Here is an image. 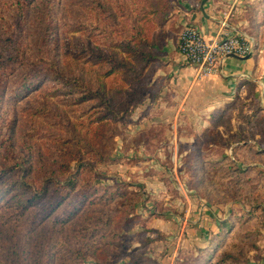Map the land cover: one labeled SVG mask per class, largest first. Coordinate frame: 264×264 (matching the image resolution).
I'll use <instances>...</instances> for the list:
<instances>
[{
    "label": "rangeland",
    "instance_id": "374dc122",
    "mask_svg": "<svg viewBox=\"0 0 264 264\" xmlns=\"http://www.w3.org/2000/svg\"><path fill=\"white\" fill-rule=\"evenodd\" d=\"M151 5L0 0V55L7 45L17 55L0 66V264H215L225 253L237 257L226 264H264V124L240 125L254 105L264 108V88L255 97L247 89L219 123L172 127L159 121L171 113L162 100L136 99L133 75H104L113 63L98 56L121 60L108 41L123 42L133 23L162 49L174 47L176 19L163 28L155 15L141 19ZM245 10L260 24L249 23L243 37L264 58V0ZM239 134L259 153L248 146L234 157ZM198 146L236 158L241 174L218 175L219 164L198 173L191 168ZM209 178L222 184L209 188ZM16 180L26 186L12 190ZM70 180L74 193L53 211L54 195ZM78 195L84 204L66 220ZM228 220L221 245L211 246L217 252L204 258Z\"/></svg>",
    "mask_w": 264,
    "mask_h": 264
},
{
    "label": "crops",
    "instance_id": "0c3cea01",
    "mask_svg": "<svg viewBox=\"0 0 264 264\" xmlns=\"http://www.w3.org/2000/svg\"><path fill=\"white\" fill-rule=\"evenodd\" d=\"M255 1L175 0L170 21L176 19L180 30L185 26H194L207 38H219L226 34L245 36L250 23L245 19V8ZM180 32L174 47H165L152 65L150 85L155 86L156 94L154 97L147 95L148 99L162 100L158 105L162 104L164 111H171L164 112L159 121L172 127L196 121V125L206 127L212 124L211 115L242 97L251 82L258 85L257 94L263 90L264 58L261 55L255 53L249 58L230 56L223 60L216 73L204 74L188 64L179 52ZM145 99L148 100L147 97ZM205 215L214 217L212 213Z\"/></svg>",
    "mask_w": 264,
    "mask_h": 264
},
{
    "label": "trees",
    "instance_id": "16d2710c",
    "mask_svg": "<svg viewBox=\"0 0 264 264\" xmlns=\"http://www.w3.org/2000/svg\"><path fill=\"white\" fill-rule=\"evenodd\" d=\"M146 9V8H144ZM173 10H174V0H155V5H151L150 8L148 10L145 11V15L144 13L142 15L143 18L145 20H149L148 16H153L155 15L156 19L158 22H156L158 24V26L160 28H163L167 25V23L170 21V17L173 14ZM257 11V9H256ZM251 22H250V26L252 27H259L260 22H253V20H255L256 18H250ZM133 22H137L136 19L133 20ZM184 28V27H183ZM182 28V30H183ZM143 27L140 26L139 24H135L133 23V26L131 28V32L128 33L123 42H117L116 40H110L108 41V47L109 49L112 51L114 50H120L121 51V60H119L116 57H111V58H105L102 55H99L98 57H102V61L101 63H108V64H112V68L106 72L104 75H112L115 72L118 71H123L127 74H131L133 75L132 79H136L137 83H135V87H136V99L140 100V103H142L144 101V94L148 93L151 97H154V95L156 94L154 91L155 86L153 87L152 85H150V79L152 78L153 75H150L151 71H152V65L157 61L158 57L160 56L161 53H163V49L160 47L159 41L157 40L156 35L153 36H149L147 34H145V32L143 31ZM257 29V28H256ZM181 30V31H182ZM147 33V32H146ZM151 35V34H150ZM108 39V38H107ZM14 47L7 45L4 48L3 54L0 55V66H7V65H11L13 63V61L16 60V54L13 53L14 52ZM118 55V53H116ZM258 87V85L256 83L251 82L250 85L248 86V89L250 90L251 96L252 94L255 97L256 94V88ZM129 93L133 91V88H129ZM103 94V93H102ZM100 95V92H97L94 94V97H98ZM150 97V98H151ZM263 98H264V93H263ZM239 99V98H238ZM234 100L233 102L229 103L225 108L219 110L218 112H216L218 114V119L216 120H212L213 123H219L221 121V116H223L224 113L231 111L233 109H235V102L238 100ZM105 101V100H104ZM107 101V100H106ZM260 100H258L257 104L259 105ZM105 104V102H104ZM106 105L111 107L110 103L106 102ZM261 105L257 106L254 105V107H252V111H253V115L252 116H248L249 119L245 118L244 121H242L240 123V125H248V124H257V125H261L264 124V114L261 115V113H264V108L260 109ZM215 113V114H216ZM261 115V116H260ZM258 117V118H257ZM239 139L238 142L235 143L234 148H233V155L235 157V155L238 154V149L239 148H247L248 146L250 147L251 150H253L254 154H258L259 151L257 150V146L255 145H251V144H246V145H242L240 142L243 141L242 140V134L238 135ZM15 148V145L12 144L11 146H9L10 151H13ZM206 148L203 149L197 148L196 151H194L193 153H195L194 155L196 157L195 158V164L191 165V168H193L194 170L196 169L198 173H205V171L211 168V171L215 168L214 166H217V171L220 172L218 175H220L221 173H224L225 170L228 171H234L233 174L236 177L237 173L241 172L240 171V166H237V160L236 158H232L229 154L225 153V154H211L209 155L207 153V150H205ZM261 152H263L264 150H260ZM27 157V156H26ZM234 169V170H233ZM211 175V172L209 173ZM241 174V173H239ZM223 177V175H222ZM218 182L219 184H222L221 180H217V178H215V180H210V178L205 182V184H208V187L210 188L211 186H213L212 182ZM237 182V180H236ZM239 184H242L241 179L238 180ZM64 186L61 188L60 191H58L55 195L54 198L56 200V202L53 204V211H56L57 209H59L63 203L67 200V198H69L72 193H74L75 190V186L76 184L70 180L67 184H63ZM26 186V184L23 181L20 180H16L13 182V184H10V187L12 190H18V189H23V187ZM217 186H219L217 184ZM220 189V186H219ZM45 191H47V188H43L42 189V193H45ZM2 192V189L0 188V193ZM38 194H36L37 196ZM220 195V194H219ZM34 196V197H36ZM73 207L70 209H66L65 210V214L64 216L66 217V220L70 219L72 216H74L78 210L81 208V206L84 204V198L80 197L79 195L76 196V198H74L73 200ZM33 200H27V203H33ZM26 203V202H25ZM229 220L226 221L225 223H221V225H219V229L218 232L215 234H212L210 236V238L208 239V243L209 246L204 248L203 252H204V258L208 257L207 254L209 255V257H213L214 254L217 252V250H211V246L212 244L214 246L217 245H221V241L222 238L224 237V235H226L225 233V226L228 225ZM227 228V227H226ZM211 243V244H210ZM103 247L102 244H100V246H97L95 249L101 251V248ZM101 253V252H100ZM209 258H207L208 260ZM231 259H237V257H235L233 254L230 253H225L222 257H220V260L218 261V263L215 264H226L227 260H231ZM214 260V258H213ZM212 260V262H213ZM211 262V263H212ZM210 263V264H211ZM97 264H101V263H97Z\"/></svg>",
    "mask_w": 264,
    "mask_h": 264
},
{
    "label": "built area",
    "instance_id": "2783aa9c",
    "mask_svg": "<svg viewBox=\"0 0 264 264\" xmlns=\"http://www.w3.org/2000/svg\"><path fill=\"white\" fill-rule=\"evenodd\" d=\"M178 49L185 61L204 74H214L230 56L249 58L254 55V42L240 35L226 34L207 38L194 26H185L179 34Z\"/></svg>",
    "mask_w": 264,
    "mask_h": 264
}]
</instances>
